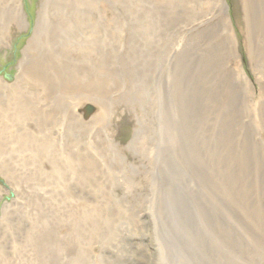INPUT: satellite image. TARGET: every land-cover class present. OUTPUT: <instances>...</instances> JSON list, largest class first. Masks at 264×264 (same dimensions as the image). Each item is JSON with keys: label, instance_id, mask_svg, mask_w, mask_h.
Masks as SVG:
<instances>
[{"label": "rangeland", "instance_id": "rangeland-1", "mask_svg": "<svg viewBox=\"0 0 264 264\" xmlns=\"http://www.w3.org/2000/svg\"><path fill=\"white\" fill-rule=\"evenodd\" d=\"M209 1L19 0L16 11L11 0H0V264H82V248L98 264H117L109 261L104 247L109 246L108 236L99 238L98 228L86 232L85 246L83 232L81 237L78 231L71 234L75 218L67 201L89 213L106 208L119 216L125 213V206L120 207L104 185L114 184V192L122 195L119 171L107 159L112 147L102 155L94 149L93 126L87 123L95 117L101 121L111 115L114 140L126 146L134 136L138 104L158 107L166 92L170 100L181 98L183 86L201 95L203 104L218 103L220 110L213 117L218 112H224L220 119L235 113L241 117L233 121V135L239 144L245 135L250 137L256 155L255 143L264 142V64L258 60L264 48V13L259 26L254 12L264 9V0H226L241 74L221 28L214 46L212 37L202 40L201 32H185L207 16ZM186 12L189 18H183ZM82 37L95 42L91 56L72 53L81 47ZM219 43L228 55L218 75L205 53ZM226 72L232 73L233 89L216 79ZM197 78L215 90L204 94ZM31 96L27 115H16ZM89 107L94 109L90 116ZM216 122L211 133H216ZM44 140L60 143L62 156L52 160L49 152V159L42 157ZM71 152L74 161L65 156ZM80 158L93 163L89 176ZM127 159L137 161L132 153ZM64 176L70 182L52 199L45 182ZM224 204L233 236L242 246L233 249V259L243 260L247 252L255 257L257 236L251 218H243L246 209L237 202L230 213Z\"/></svg>", "mask_w": 264, "mask_h": 264}, {"label": "bare ground", "instance_id": "bare-ground-1", "mask_svg": "<svg viewBox=\"0 0 264 264\" xmlns=\"http://www.w3.org/2000/svg\"><path fill=\"white\" fill-rule=\"evenodd\" d=\"M12 3L11 9L18 11L16 5L19 0H11ZM209 5V13L203 21L193 24L190 30L185 28V32H201L202 40L212 37L214 46L218 39L217 30L221 28L241 74V55L227 16L226 0H210ZM188 8L189 5L186 10ZM263 13L264 9L260 11L255 8L254 22L257 21L259 26ZM190 14L183 13V18H189ZM248 26L246 20V34L249 33ZM215 34L216 37L213 36ZM92 42H85L82 37L81 47L72 53L76 57L91 56L95 43ZM218 45L210 54L209 51L205 54L210 57H206L209 67L215 68L219 75L224 57L228 54L221 43ZM263 50L261 48L258 59L261 64H264ZM249 55L252 57L251 49ZM231 74L226 72L220 77L217 75L216 79L233 89ZM243 74L246 79V74ZM196 80L204 88V94H211L215 90L204 80ZM179 91L181 98L173 100L166 92L165 102H160L158 107L153 103L138 104L134 111V136L126 146L114 140L111 115L101 121L92 117L87 123V127L93 126L92 142L98 153L102 155L105 149L107 152L109 146L112 147V155L108 154L107 159L119 171L122 195L114 192V184L104 182V185L120 203L119 206H125V213L119 216L111 208H106L90 214L67 201L75 218L71 234L78 231L81 237L83 232L82 246H85L86 232L98 228L102 232L99 238L108 236L106 242L109 246L104 247L110 252L107 253L109 261L117 264H264V142L255 143L254 155L251 149L254 143H251L250 137L245 135V141L239 144L236 142L238 137L235 133L233 135V121H239L241 117L235 113L218 118L224 112H218L213 117L220 110L218 103L203 104L201 95L183 86ZM228 97L233 99V94ZM31 100L32 96L26 100V106L15 111V114L26 116ZM260 108L264 113V103ZM16 118L19 120L22 117ZM214 121H217V130L211 133L210 127ZM61 137L65 139L64 134ZM40 146L45 159L49 152L52 160L57 159L58 154L62 156L60 143L52 144L44 140ZM128 153L135 155L137 161L127 159ZM65 156L71 157V161L76 160L72 152ZM65 156L62 158L65 159ZM80 164L89 176L93 163L88 158H80ZM68 180L69 177L64 176L45 182L46 188L52 192V199L59 198V189L65 188ZM219 200L228 205L230 213L233 203L239 202L238 205L246 209L242 217L245 220L251 218V231L258 238L255 237V257L247 252L243 260H238L235 255L236 259H233V249L242 246L233 236L230 216L223 212L222 205L227 206ZM81 221L83 228H79ZM97 240L92 239L91 243ZM69 247L74 250L71 239ZM83 249L78 260L82 264H98L97 258Z\"/></svg>", "mask_w": 264, "mask_h": 264}, {"label": "water", "instance_id": "water-1", "mask_svg": "<svg viewBox=\"0 0 264 264\" xmlns=\"http://www.w3.org/2000/svg\"><path fill=\"white\" fill-rule=\"evenodd\" d=\"M93 107H89L87 110V115H90L93 112Z\"/></svg>", "mask_w": 264, "mask_h": 264}]
</instances>
